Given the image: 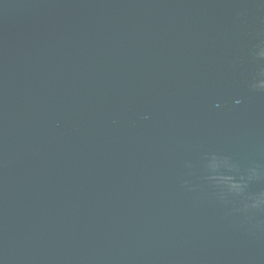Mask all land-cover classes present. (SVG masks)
Instances as JSON below:
<instances>
[{
	"label": "water",
	"instance_id": "obj_1",
	"mask_svg": "<svg viewBox=\"0 0 264 264\" xmlns=\"http://www.w3.org/2000/svg\"><path fill=\"white\" fill-rule=\"evenodd\" d=\"M0 264H264V0H0Z\"/></svg>",
	"mask_w": 264,
	"mask_h": 264
}]
</instances>
